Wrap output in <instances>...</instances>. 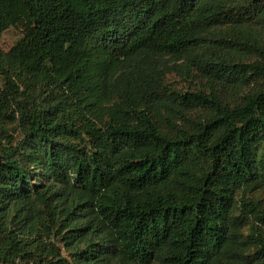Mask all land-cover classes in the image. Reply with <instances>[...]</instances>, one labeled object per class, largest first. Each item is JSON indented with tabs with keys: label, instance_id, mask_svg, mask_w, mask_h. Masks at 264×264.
Returning a JSON list of instances; mask_svg holds the SVG:
<instances>
[{
	"label": "trees",
	"instance_id": "16d2710c",
	"mask_svg": "<svg viewBox=\"0 0 264 264\" xmlns=\"http://www.w3.org/2000/svg\"><path fill=\"white\" fill-rule=\"evenodd\" d=\"M17 25L0 264H264V0H0Z\"/></svg>",
	"mask_w": 264,
	"mask_h": 264
},
{
	"label": "rangeland",
	"instance_id": "374dc122",
	"mask_svg": "<svg viewBox=\"0 0 264 264\" xmlns=\"http://www.w3.org/2000/svg\"><path fill=\"white\" fill-rule=\"evenodd\" d=\"M26 32L24 25H17L6 31L0 38V49L9 51L20 39L23 38ZM170 81L175 83V86L183 91L193 90L196 87L202 88V84L193 79H186L178 75L170 76ZM249 199L258 204L261 211H264V191L259 190L251 193Z\"/></svg>",
	"mask_w": 264,
	"mask_h": 264
}]
</instances>
